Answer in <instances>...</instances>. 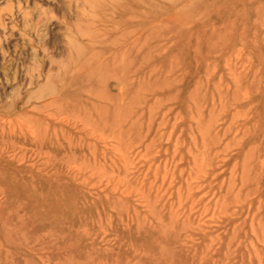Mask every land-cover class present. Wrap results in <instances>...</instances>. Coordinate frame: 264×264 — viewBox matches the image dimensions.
<instances>
[{"label":"rangeland","instance_id":"obj_1","mask_svg":"<svg viewBox=\"0 0 264 264\" xmlns=\"http://www.w3.org/2000/svg\"><path fill=\"white\" fill-rule=\"evenodd\" d=\"M0 264H264V0H0Z\"/></svg>","mask_w":264,"mask_h":264}]
</instances>
